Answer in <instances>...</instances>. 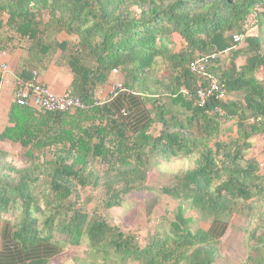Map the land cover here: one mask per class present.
Instances as JSON below:
<instances>
[{
  "label": "trees",
  "instance_id": "trees-1",
  "mask_svg": "<svg viewBox=\"0 0 264 264\" xmlns=\"http://www.w3.org/2000/svg\"><path fill=\"white\" fill-rule=\"evenodd\" d=\"M236 34L244 38L235 42ZM11 41L36 66L56 58L67 66V93L91 106L12 105L14 126L0 143L26 148L27 164L0 150V264H48L84 242L90 260L80 264H216L227 218L264 194L262 163L248 157L264 135V0H0V49ZM215 54L207 71L226 98L199 107L196 91L207 81L190 65ZM97 95L109 99L94 104ZM194 154L195 167L161 190L180 203L168 230L141 238L76 207L81 191L100 186L102 206L121 207L145 189L152 164ZM182 203L209 228L194 230ZM248 233L241 264H264V220Z\"/></svg>",
  "mask_w": 264,
  "mask_h": 264
},
{
  "label": "rangeland",
  "instance_id": "rangeland-1",
  "mask_svg": "<svg viewBox=\"0 0 264 264\" xmlns=\"http://www.w3.org/2000/svg\"><path fill=\"white\" fill-rule=\"evenodd\" d=\"M61 36L67 40L70 39L66 34ZM117 77L120 80V77ZM117 77H115L114 81H118ZM111 86L113 87V85ZM100 92H102V89L99 90ZM234 127V122L225 124V128L230 129V131H226L228 136ZM158 130L159 127L153 129L154 132ZM260 136L262 137L254 138L253 141L257 145L253 147L249 158H254L263 164L260 166V173L264 175V135ZM225 139H227L226 136ZM0 150L8 152L7 160L13 161L16 166H25L27 164L26 159H24L26 148H23L20 144L8 141L0 143ZM197 159L198 154L187 157L180 155L170 161H162L159 165L152 164L147 172L145 189L126 196L121 207L105 209L102 206V200L105 198V189L102 186L98 188L88 187L81 191L76 207L88 210L91 213L97 210L111 224L119 226L125 232L137 233L141 238L145 237L148 231H154L156 228L168 230V221L173 219L180 203L163 194L161 190L163 187L173 185L177 175L193 169ZM99 162L100 160H97L93 163L96 170L99 168ZM182 204L185 217L192 218L191 226L194 230H197V228H209L210 221L204 220L202 216L189 207L188 203ZM12 215L10 213L4 219H14L18 213L15 212L14 217ZM263 220L264 194L241 204L239 210L227 218L229 229L221 239V256L219 257L220 259H217L216 264H241L247 255L248 231L261 224ZM1 225L2 223H0V228ZM89 252V244L86 242L80 246L68 245L60 255L51 259L48 264H80V259L90 260L91 252Z\"/></svg>",
  "mask_w": 264,
  "mask_h": 264
},
{
  "label": "built area",
  "instance_id": "built-area-1",
  "mask_svg": "<svg viewBox=\"0 0 264 264\" xmlns=\"http://www.w3.org/2000/svg\"><path fill=\"white\" fill-rule=\"evenodd\" d=\"M243 38V34H236L234 36V41L240 42ZM5 52L6 51L0 49V96L2 93L3 79L9 70L8 62L3 58ZM216 57V54L211 55L205 59L196 60L190 65L191 72L202 75L207 81L206 87L200 88L196 91V100L199 107H204L209 99L213 97L218 100H224L226 98L224 84L214 74L207 71L206 64L208 60L215 59ZM113 73H118V70L114 69ZM116 89H123V86L120 83L115 84L110 91L111 97L116 95ZM185 93L188 92L185 91ZM100 96L101 95H97L94 104L99 105L102 104L103 99H109H100ZM15 101L20 106L34 107L46 112H63L71 109L74 110L76 108L85 109L91 106V104L84 103L82 99L71 96L67 92L61 94L53 92L49 86L40 81L39 73L36 70L33 71L30 79H17Z\"/></svg>",
  "mask_w": 264,
  "mask_h": 264
},
{
  "label": "crops",
  "instance_id": "crops-1",
  "mask_svg": "<svg viewBox=\"0 0 264 264\" xmlns=\"http://www.w3.org/2000/svg\"><path fill=\"white\" fill-rule=\"evenodd\" d=\"M62 38L65 39L64 37ZM7 45L8 47L3 49L6 51L3 58L8 62L9 70L3 79L2 93L0 96V133L8 127L14 126L9 120V113L12 105L16 103V81L18 78L24 80L30 79L32 72L37 70L40 81L49 86L57 94L68 92L73 80V74L70 69L60 64L57 58L53 61L42 62L39 66H36L33 63L35 59H30L26 48H22L12 41L8 42ZM257 137L262 136L259 135ZM254 142L248 151V157L253 151V147L257 145Z\"/></svg>",
  "mask_w": 264,
  "mask_h": 264
},
{
  "label": "clouds",
  "instance_id": "clouds-1",
  "mask_svg": "<svg viewBox=\"0 0 264 264\" xmlns=\"http://www.w3.org/2000/svg\"><path fill=\"white\" fill-rule=\"evenodd\" d=\"M35 71V70H34ZM37 71V70H36ZM39 73V72H38Z\"/></svg>",
  "mask_w": 264,
  "mask_h": 264
}]
</instances>
